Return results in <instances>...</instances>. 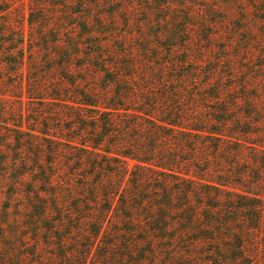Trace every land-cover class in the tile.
Listing matches in <instances>:
<instances>
[{
	"label": "trees",
	"instance_id": "1",
	"mask_svg": "<svg viewBox=\"0 0 264 264\" xmlns=\"http://www.w3.org/2000/svg\"><path fill=\"white\" fill-rule=\"evenodd\" d=\"M115 1L74 0L95 46L80 76L65 50V124L19 131L0 162L20 201L1 212L0 264H264V64L253 86L232 62L251 46L207 61L106 46ZM250 1L264 28V0Z\"/></svg>",
	"mask_w": 264,
	"mask_h": 264
},
{
	"label": "rangeland",
	"instance_id": "2",
	"mask_svg": "<svg viewBox=\"0 0 264 264\" xmlns=\"http://www.w3.org/2000/svg\"><path fill=\"white\" fill-rule=\"evenodd\" d=\"M121 1L111 4L112 15L106 18V26L103 25L102 38L106 40V46H144L147 51L156 48L162 52L175 46L179 55L185 51L186 55L196 56L203 48L205 61L209 50H214L211 54L226 58L237 49L251 46L254 54L242 53L238 59L232 58L237 70L235 80L245 78L254 86L257 75L258 84H262L258 66L264 64V58L258 54L260 50L264 52V28L260 19V24L257 23L259 13L254 10L252 1ZM28 2L0 0V162L4 156H15L8 148L17 144L18 136H25L19 131L32 132L31 129L45 130L65 124L58 120L64 118L61 99L68 97L60 90L70 87L61 82L60 66L67 57L65 50L73 57V72L80 76L76 72L84 61L83 53L95 46L85 45L91 38L84 39L85 29L76 25L80 19L74 0H31L32 4L45 3L42 10L32 9ZM129 2L141 10L131 14L116 11ZM262 7L263 3L259 8ZM31 9L35 13L30 22L26 18ZM147 57L151 58V53ZM256 93L264 95L261 90ZM1 169L0 163V221L4 208L15 215L19 212L16 204L20 203L13 200L15 189L12 184L17 171L11 170L4 179Z\"/></svg>",
	"mask_w": 264,
	"mask_h": 264
}]
</instances>
